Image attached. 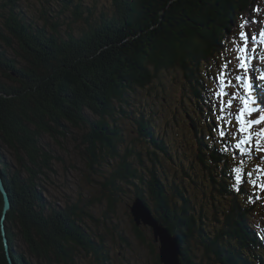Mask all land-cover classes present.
Returning <instances> with one entry per match:
<instances>
[{
	"label": "trees",
	"instance_id": "16d2710c",
	"mask_svg": "<svg viewBox=\"0 0 264 264\" xmlns=\"http://www.w3.org/2000/svg\"><path fill=\"white\" fill-rule=\"evenodd\" d=\"M107 2L0 0V174L13 264H114L103 232L131 251L113 215L127 191L178 236L182 264H264V195L234 187L233 154L245 155L214 129L212 95L224 87L225 57L235 63L233 38L255 31L259 0ZM72 145L81 166L66 157ZM56 162L87 171L84 183L94 178L106 202L53 195ZM3 206L0 191V264H10ZM127 214L151 264H162L158 243Z\"/></svg>",
	"mask_w": 264,
	"mask_h": 264
},
{
	"label": "snow or ice",
	"instance_id": "6c2138e0",
	"mask_svg": "<svg viewBox=\"0 0 264 264\" xmlns=\"http://www.w3.org/2000/svg\"><path fill=\"white\" fill-rule=\"evenodd\" d=\"M247 23L249 21L245 20L241 23L240 28L244 29ZM260 35L264 36V31ZM255 40V36L249 38L245 31H241L238 38H233L234 48L231 51L236 52L235 63L225 57V63L220 66L216 77L218 81H222L224 87L220 91L212 93L217 101L213 108L218 113L214 129L219 133L221 140L230 138L237 141L233 146L240 150L242 155L247 153L241 148V145L251 147L254 135L264 136V123H262L264 114H260L256 95L257 88L264 90V83L257 82L255 85L253 83L254 80L264 81V74L256 77L257 69L249 55L254 50L250 45L254 44ZM227 88H233L234 90L229 92L225 90ZM237 99L241 101L242 106L236 109L234 113L228 109L235 107ZM246 115L250 118L245 119ZM233 120H235V124H233ZM257 127L261 131L256 132ZM255 143L256 151H264V147L260 146L258 140ZM231 172L241 173L233 177L235 180L234 187L247 182L254 188L259 187L264 192V181L258 184L255 179H252L253 174L251 172L243 173L239 168H232ZM245 175L247 180L244 179Z\"/></svg>",
	"mask_w": 264,
	"mask_h": 264
},
{
	"label": "rangeland",
	"instance_id": "374dc122",
	"mask_svg": "<svg viewBox=\"0 0 264 264\" xmlns=\"http://www.w3.org/2000/svg\"><path fill=\"white\" fill-rule=\"evenodd\" d=\"M93 1L99 5L108 4L107 0H93ZM262 5H264V0L262 1ZM261 10L262 8L260 6V12ZM255 29L257 31V34L259 35V31L260 33L264 31V24L261 23V21H259V24H257ZM261 38L264 40V36L261 35ZM253 63L256 65H261L264 71V50L262 53L258 52V54H255ZM176 89L177 90L179 89L177 84H176ZM172 107H173L172 103L166 105V111L169 113ZM257 136L259 139L262 138L261 135H257ZM71 147L72 149L71 151L68 152L66 157H68L69 154L72 155V157L74 158V162L81 166V163L79 162L80 161L79 157L81 156H78V154H76L77 151L76 149H74L73 145ZM254 148L256 149V144L254 145ZM260 153L264 155L263 152H260ZM56 164H57V175L59 176L57 177V179L52 178L54 183H50V184L48 183V188L52 190L51 193L53 195H56L58 197H63V195H67L71 198L73 197L77 198L79 195H81V193H83L85 195L84 198L86 201L90 199L91 200L95 199V197H98V196L100 197L102 196L103 201L106 202V198L103 197V189L101 188L102 186L99 185L98 183L96 184V181L94 180V178H91V181L94 183H89L92 186L84 183L82 176L87 177L88 175L87 171L85 170L83 171L79 169L78 167L76 172L75 171L66 172L64 169L63 163L60 164L56 162ZM56 187L58 188L56 189ZM128 192L129 191L119 194L122 197L120 198L119 201L115 203L116 212L113 215H114V220L118 222L120 227L123 228L122 230L125 233L124 237L126 236V238L129 240V243H130L129 249H131V251H127V249L123 247V245H121L122 242H120L119 239L116 238L111 241L110 235L103 232L106 240L109 241L107 244V248L109 249V252H110L109 255L111 259L113 260L114 264H151V259H153V256L151 255L149 247L145 243H144L145 245L140 243L139 240H137L130 232V222L127 216L128 215L127 211L130 212L129 203L131 202V196L129 197ZM129 200L130 202H127ZM94 207L95 208H92L91 211H95L96 217H99L98 215H101V213L98 210L99 206H94ZM95 223H101V221L99 222L95 221ZM140 228L142 229V233H143V236L145 237V240L152 241L153 235H152V231L150 230V228L145 225H141ZM157 252H158V249H157ZM196 254L198 257L201 256V252L196 251ZM80 262H81V259L79 260V264ZM82 264H90V259L88 258L82 259Z\"/></svg>",
	"mask_w": 264,
	"mask_h": 264
},
{
	"label": "water",
	"instance_id": "95a60500",
	"mask_svg": "<svg viewBox=\"0 0 264 264\" xmlns=\"http://www.w3.org/2000/svg\"><path fill=\"white\" fill-rule=\"evenodd\" d=\"M0 191L3 196L4 206L2 215V234L4 247L7 253V258L10 264H13L9 253L7 237L5 235L4 220L7 212L11 208V202L8 191L3 183L0 174ZM130 213L136 225L148 226L153 234V238L158 242V256L162 264H182L181 245L176 234L170 232L158 219H156L150 208L140 198H136L129 206Z\"/></svg>",
	"mask_w": 264,
	"mask_h": 264
},
{
	"label": "bare ground",
	"instance_id": "6f19581e",
	"mask_svg": "<svg viewBox=\"0 0 264 264\" xmlns=\"http://www.w3.org/2000/svg\"><path fill=\"white\" fill-rule=\"evenodd\" d=\"M249 36H250V34H249Z\"/></svg>",
	"mask_w": 264,
	"mask_h": 264
}]
</instances>
